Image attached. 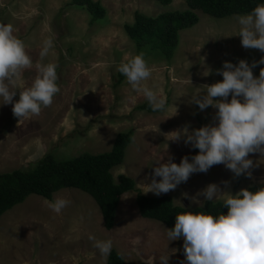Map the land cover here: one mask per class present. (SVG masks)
I'll return each mask as SVG.
<instances>
[{
	"label": "rangeland",
	"instance_id": "obj_1",
	"mask_svg": "<svg viewBox=\"0 0 264 264\" xmlns=\"http://www.w3.org/2000/svg\"><path fill=\"white\" fill-rule=\"evenodd\" d=\"M69 1L0 0V24L13 25L14 35L25 43L33 60V67L23 73L24 86H31L35 79L37 63L51 62L57 65L60 88L51 106L19 123L12 105L0 106V171L31 167L46 152L66 158L82 151L107 150L118 131L133 127L124 158L111 172L115 179L119 173L131 176L143 192L151 182L157 159L167 162L171 154L174 162L180 163L184 156L191 160L199 153L183 140L176 143L163 135L185 125L195 129L212 122L216 109L210 106L200 111L197 105L188 104L190 96L203 94V84L223 79L215 69L224 61L238 64L246 59L251 64L264 55L259 50L244 49L236 35L240 28L237 17L249 12L216 17L196 9L198 21L179 30L172 56L165 58L149 47L138 52L124 23L133 20L135 10L156 14L185 9V0H99L106 13L92 22L84 7ZM48 38L53 40V48L41 61L39 53ZM137 54H143L152 70L143 83L166 97L165 110L136 108L146 101L143 94L134 91L123 74L119 80L118 66ZM261 67L264 65L253 69L255 76ZM206 68L212 69V74L202 76ZM18 99L19 91L14 100ZM250 158L255 164L260 154H250ZM251 171V178H237L223 164L215 165L207 173L192 174L168 194L175 203L190 208L198 204L183 198L182 193L194 196L208 184L217 183L222 190L235 194L251 183L264 181V161ZM226 180L230 181L229 188L222 183ZM135 195L134 189L120 195L114 224L106 229L100 208L88 192L73 186L59 188L50 201L63 198L70 203L60 214L50 210L49 237L46 207L35 201L42 198L29 194L0 215V264H106L107 257L94 247L89 235L112 240L126 264H145L149 258L152 264H160L161 255H170L169 264H180L185 259L184 238L170 242L163 222L140 215ZM199 199L203 202L205 198ZM33 213L40 219L34 220Z\"/></svg>",
	"mask_w": 264,
	"mask_h": 264
},
{
	"label": "clouds",
	"instance_id": "obj_2",
	"mask_svg": "<svg viewBox=\"0 0 264 264\" xmlns=\"http://www.w3.org/2000/svg\"><path fill=\"white\" fill-rule=\"evenodd\" d=\"M237 21L240 28L236 35L241 37V46L264 53V4L238 16ZM52 48L53 40L45 39L39 53L41 61ZM260 65H264V55L251 64L246 59H240L238 64L226 60L221 68L215 69V74L222 75L223 79L203 84V94L190 96L188 104L197 105L200 111L210 106L216 109L212 122L195 129L185 125L163 135L168 141L179 143L183 140L186 146L199 149V153L191 160L184 156L180 163L174 162L171 154H168L167 162H163L164 158L157 159L144 194L166 195L186 183L192 174L207 173L213 166L221 164L234 177H252L253 167L264 161V67L260 68L258 76L253 73ZM32 67L33 60L25 43L14 35L13 25L0 24V106L12 105V114L18 123L39 116L42 107L51 106L54 96L60 92L56 83L57 65L51 62L37 63L36 77L31 86L25 87L23 73ZM117 71L124 75L134 91L143 94L153 111L166 109V97L143 83L152 75L143 54L122 62ZM212 71L206 68L200 74L208 76ZM17 91L19 99L14 100ZM256 153L260 154V160L254 164L250 154ZM222 183L225 188L230 187V181ZM221 195L223 207L228 209L226 214L214 216L185 211L178 213L174 227L168 228L170 242L184 238L185 259L180 264H264V187L256 191L242 188L233 194L222 190L217 183H210L194 196L182 193L183 198L200 208H203L200 196L213 202ZM45 203L50 210L60 214L70 201L56 198ZM89 240L103 257L111 254L112 240H97L93 235H89ZM169 260L170 255L159 257L160 264H169ZM144 262L152 264L150 258Z\"/></svg>",
	"mask_w": 264,
	"mask_h": 264
},
{
	"label": "trees",
	"instance_id": "obj_3",
	"mask_svg": "<svg viewBox=\"0 0 264 264\" xmlns=\"http://www.w3.org/2000/svg\"><path fill=\"white\" fill-rule=\"evenodd\" d=\"M168 3L171 0H158ZM188 7L172 9L156 14L134 11L133 20L124 23V29L134 41L138 52L145 47L156 49L162 56L169 58L179 40V30L195 24L199 9L212 16L221 17L229 14L251 12L264 0H185ZM69 3L84 7L90 14V22L102 18L106 8L99 0H70ZM122 74L119 73V80ZM136 108L152 110L147 100L137 104ZM134 128L118 131L109 149L90 152L82 151L66 158H57L52 152L44 153L31 167H17L0 171V215L14 204L23 201L29 194L44 197L63 187H78L88 192L100 208L102 223L106 229L114 224L116 207L120 195L129 190H136L135 201L140 215L163 222L168 228L175 225L176 215L185 211L203 212L218 216L227 213L223 199L213 202L203 200V208L194 205L187 208L175 203L170 194L156 196L144 194L136 187L135 180L123 173L115 179L111 168L122 162L125 148L132 139ZM264 187V183H251L247 186L252 191ZM121 254L112 248L106 258V264H126Z\"/></svg>",
	"mask_w": 264,
	"mask_h": 264
},
{
	"label": "crops",
	"instance_id": "obj_4",
	"mask_svg": "<svg viewBox=\"0 0 264 264\" xmlns=\"http://www.w3.org/2000/svg\"><path fill=\"white\" fill-rule=\"evenodd\" d=\"M135 180V179H134ZM38 196L37 197H41L42 199L41 200H35V201H37V202H39V204L40 203H44V206L46 207L45 208V214H44V218L47 220V228H48V231H47V233H48V236L50 237V209L46 206V201H50V197H44V196H41V195H39V194H37ZM149 195H154V194H149ZM43 200V201H42ZM11 208V207H10ZM9 209V208H8ZM6 211V210H5ZM27 215V214H26ZM32 218L34 219V220H39L40 218L36 215V213H33V216H32Z\"/></svg>",
	"mask_w": 264,
	"mask_h": 264
}]
</instances>
